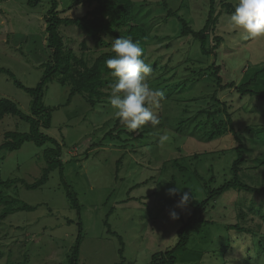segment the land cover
<instances>
[{"label": "rangeland", "instance_id": "obj_1", "mask_svg": "<svg viewBox=\"0 0 264 264\" xmlns=\"http://www.w3.org/2000/svg\"><path fill=\"white\" fill-rule=\"evenodd\" d=\"M58 1L61 9L66 10L67 17H77L85 9L79 6L69 9L74 0ZM134 1L138 5L139 22L151 31L160 26L153 34L162 37L177 35L179 25L175 18L163 19V22L160 20L164 17L158 7L162 0ZM28 2L0 0V65L14 73V77L25 86L35 88L43 76L41 66L52 55L48 48L44 21L50 6L48 0H41L34 7L28 5ZM202 2H191L196 4L191 15L196 30H200L205 23L207 9L204 14L201 10ZM141 5L146 7L141 9ZM227 21L228 18L224 19L218 28L225 38L219 63L224 68L226 80L239 82L245 77L244 67L249 72L246 77H249L261 66L264 36L248 38L240 31L229 30ZM82 39L77 37L75 43L71 44L76 51L80 49ZM152 42L156 43V40ZM160 47L156 45L151 49L159 50ZM159 51L165 52L164 49ZM77 52L80 55L81 51ZM166 57L169 58V55ZM184 68L174 72L173 78L176 74L184 73ZM69 94V86H62L57 80H52L47 84L42 102L46 107L53 108L52 123L46 134L63 146L61 158L65 168L64 177L79 200L81 214L72 208L62 186L59 170L54 171L48 183L39 189L28 190L21 184L12 187L7 191L9 196L20 198L26 204L37 206V209L14 211L7 219L0 221V253L4 254L0 264H69L80 225L83 231L76 264H151L153 255L176 245L177 230L191 215L193 208L207 196L203 182L193 175L197 169L196 162L187 161L191 175L188 173L184 177L173 166L172 160L201 154L200 159L204 161L198 162V170L207 181L211 176L208 174L211 159L217 169L221 168L220 160L224 155L218 153L233 148V137L206 143L200 131L198 135L201 138L196 139L189 136L193 129L180 135L163 126L145 125L143 129L148 130V133L138 144L147 143L149 146L141 148L133 143L136 147L134 151L138 154L126 153L132 149H121L119 139L103 141L117 119L116 109L109 103L92 108L82 95L74 96L68 105ZM0 97L11 99L22 111L30 112L31 97L7 74L0 75ZM226 98L228 95H223L222 99ZM191 107L194 114L196 109ZM255 107L260 115L246 112L241 116L237 114L234 117L237 127L252 123L251 120L264 124V107L260 103ZM7 131L28 132L29 124L17 117H7L0 122V143ZM162 136L167 139L162 140ZM100 143L102 146L95 145ZM48 147L51 145L38 147L33 142H27L18 151L2 152L0 179L24 180L29 184L36 182L46 167L44 150ZM207 152L217 153L209 157L202 156ZM124 153L128 156H125L124 166L116 175L117 161ZM218 157L221 159L217 162ZM173 175L181 187H177L180 189L175 196H170L167 184ZM183 192H192V197L185 207L177 208L175 205ZM231 194L218 198L201 213V221L190 232L188 247L178 253L177 264H264V253H261L260 246V242L264 243V228L256 229L250 235L242 231L226 230L227 223L238 222L237 214L232 209L236 196ZM246 197L248 195L240 198ZM143 198L148 200L144 203L139 201ZM251 199L253 197L249 201ZM255 199L261 201L260 197ZM5 208L0 206V212ZM173 211L182 219H172L170 214ZM106 222L117 235L108 232ZM227 243L231 244L232 250L224 255L220 249L228 246ZM120 249H123L122 253Z\"/></svg>", "mask_w": 264, "mask_h": 264}, {"label": "trees", "instance_id": "obj_2", "mask_svg": "<svg viewBox=\"0 0 264 264\" xmlns=\"http://www.w3.org/2000/svg\"><path fill=\"white\" fill-rule=\"evenodd\" d=\"M28 1V5L34 7L38 6L41 0ZM48 2L50 8L44 15V21L48 48L52 51V55L48 62L41 66L43 76L39 84L35 88H29L17 80L9 69L0 65V75L7 74L19 88L31 97L29 113L22 111L15 101L0 97V122L7 117H17L29 124L28 132L7 131L4 133V139L0 143V154L6 151H18L27 142H33L38 147L50 144L51 147L44 150L46 167L36 182L29 184L24 180L4 181L0 179V206H6L4 211L0 212V221L7 219L9 214L14 211L37 209V206L26 204L20 198L9 196L7 191L19 184L28 190L39 189L48 183L51 174L56 170L60 171L62 186L72 208L77 210L79 215L81 214L79 200L64 177L65 168L61 158L63 146L46 134V130L52 123L53 108L46 107L42 99L47 84L52 80H57L62 86L70 87L68 105L76 95H82L92 108L109 103L108 97L115 79L110 75V70L106 68L105 61L115 55L112 52L111 43L120 36L139 42L144 51L142 58L152 67V71L147 74L146 82L151 88L158 89L164 94L163 97L157 98L158 102L150 105L159 118L158 127L163 126L177 134L180 133V135L193 129L192 135L189 136L196 139L203 136L206 143L229 138V136L234 140L232 149L218 153L220 156L224 155L222 159L220 157L216 159L217 162L221 159V168L217 169L216 163L211 159L212 163L208 169V174L211 176L207 181L203 179L199 174L200 170H198V162L204 161V159H200L201 154L172 160L173 166L178 169L179 173L184 174V177L190 169L187 161L196 162L197 169L195 168L193 175L203 182L207 196L193 208L191 215L177 230L176 245L153 255L151 264H177L178 253L185 251L188 247L190 232L194 225L201 221V213L212 202L231 192L233 197L236 196V202L232 209L237 214L238 222L236 224L227 223L226 230L242 231L250 235L256 229H263L264 124L251 120L252 123H246L245 126L242 125L239 128L234 117L237 114L241 116L245 112L260 115L256 112L255 106L260 103L264 107V57L261 59V66L252 76L246 77L249 72L244 67L245 77L239 82L234 79L226 80L224 68L219 63L220 50L225 43V38L220 34L218 28L224 19L229 18L238 1L203 0L201 10L204 13L205 8L207 9V13H204L205 23L200 30H196L191 18L196 4L193 5L192 0H162L158 7L163 11L162 16L164 17H161L160 20L163 22V19L175 18L178 21L176 23L179 25V31L175 37H172V34L165 37L155 35L152 32L155 29L158 31L159 25L151 31L139 22L138 5L134 0H74L69 9L77 6L85 8V11L81 10L82 14L77 17L65 16L67 12L61 9L58 0H48ZM173 4L174 6H172ZM145 7L144 5L140 6L141 9ZM77 37L83 38L80 42V49L77 50L81 51L80 55L71 46ZM154 39L156 43L152 42ZM156 45H161L160 49H164L165 52L159 51L160 49H151ZM167 55L169 58L166 57ZM183 66H185L184 73L176 74L173 78V73L182 69ZM170 75L172 76L169 77ZM223 95H228V98L222 99ZM191 106L196 109L194 114H192ZM143 128L134 131L128 130L117 118L105 134L103 141L119 139L121 149H132L126 153L138 154L137 151H134L136 147L133 143L139 145V141L146 138L148 130L144 131ZM199 131L201 136L198 135ZM95 145L102 146V143ZM139 146L144 148L149 145L141 143ZM213 153L217 152H207L202 156L209 157ZM125 156L128 155L124 153L117 161L116 175L124 166ZM229 156L230 158L227 160L226 158ZM167 187L172 189L181 187V185L176 183L173 175ZM243 195H248V197L240 198ZM251 197L253 199L249 201ZM256 197H260L261 201L257 202ZM145 200L148 198L139 199L143 203ZM128 201L130 199L125 202ZM179 218L182 219V216ZM206 223L209 224V222ZM246 225L250 227H246ZM106 226H108L110 234L117 235L112 232L108 222H106ZM82 231L80 225L76 245L72 255L69 256V264H76L78 261ZM120 242L123 244L121 238ZM227 245L220 249L224 255L232 250L231 244L227 243ZM260 246L263 254L264 243L260 242ZM122 252L123 249H120V253ZM3 255L0 253V260Z\"/></svg>", "mask_w": 264, "mask_h": 264}, {"label": "clouds", "instance_id": "obj_3", "mask_svg": "<svg viewBox=\"0 0 264 264\" xmlns=\"http://www.w3.org/2000/svg\"><path fill=\"white\" fill-rule=\"evenodd\" d=\"M227 27L231 31H240L248 38L264 36V0H238L230 14ZM113 58L105 61L106 68L115 79L108 97L109 104L116 109L115 116L128 130H137L145 125L156 126L158 116L150 105L163 97V92L153 89L146 82L151 65L142 58L144 51L139 42L130 38L118 37L111 43ZM166 140V136L161 137ZM168 195L175 196L178 188L168 189ZM192 197V192H183L175 207H185ZM172 219H178L176 211L171 212ZM241 251L243 249L240 247Z\"/></svg>", "mask_w": 264, "mask_h": 264}]
</instances>
